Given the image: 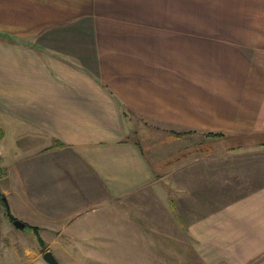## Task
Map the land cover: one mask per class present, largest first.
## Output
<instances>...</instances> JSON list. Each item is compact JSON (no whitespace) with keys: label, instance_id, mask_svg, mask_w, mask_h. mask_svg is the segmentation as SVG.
Segmentation results:
<instances>
[{"label":"crops","instance_id":"crops-1","mask_svg":"<svg viewBox=\"0 0 264 264\" xmlns=\"http://www.w3.org/2000/svg\"><path fill=\"white\" fill-rule=\"evenodd\" d=\"M139 121L202 147L156 169ZM0 174L19 264H101L153 205L202 264H264V0H0Z\"/></svg>","mask_w":264,"mask_h":264},{"label":"rangeland","instance_id":"rangeland-1","mask_svg":"<svg viewBox=\"0 0 264 264\" xmlns=\"http://www.w3.org/2000/svg\"><path fill=\"white\" fill-rule=\"evenodd\" d=\"M134 127L136 132L130 135L131 139L137 140L148 150L150 159L156 169H160L167 163H180V152L190 150L192 153L194 150L200 149L202 147L200 142L204 139L202 134L197 133L192 134L190 137L169 140L166 138L167 130L151 123H141L140 121L135 123ZM170 186L172 187L171 182ZM212 191L217 195H223L221 192H225L224 190H220V192L218 189ZM172 192L171 188L168 189L170 197L172 196ZM156 194V188H151L150 198H155ZM166 194L165 190V194L163 195L165 197L164 203H166ZM160 195L162 196V194ZM159 211L156 205L150 207L149 215L150 217L151 214L154 215L153 220L147 223L140 222L138 219L137 225L140 226L139 230L141 231H137V235L134 233L132 237L122 233L121 236L118 235L112 238L115 242L114 246H109L113 245L109 242L110 238L101 237V241L103 242L100 254L101 264H202L194 251L193 240L186 235L182 225L173 216V210H169L170 212L166 213L165 218L161 221L157 220V213ZM137 212L134 207L133 214ZM3 218L5 221L8 220L6 216ZM157 223L159 227H154ZM147 225L149 228H153V231L152 229H148L146 233L144 226L147 227ZM13 230L19 234V237H17L18 246L22 240L28 242L34 238L32 235H29L28 227ZM92 255L91 253L90 256ZM95 255L97 256V254ZM0 264H19V261L9 250L7 252L0 251Z\"/></svg>","mask_w":264,"mask_h":264},{"label":"water","instance_id":"water-1","mask_svg":"<svg viewBox=\"0 0 264 264\" xmlns=\"http://www.w3.org/2000/svg\"><path fill=\"white\" fill-rule=\"evenodd\" d=\"M4 199V198H3ZM13 224L16 227H23L24 223L21 222L19 219H15L13 220ZM43 259L48 263V264H60L58 262V260L56 259V257L54 256V254L50 251V250H46L43 254H42Z\"/></svg>","mask_w":264,"mask_h":264},{"label":"trees","instance_id":"trees-1","mask_svg":"<svg viewBox=\"0 0 264 264\" xmlns=\"http://www.w3.org/2000/svg\"><path fill=\"white\" fill-rule=\"evenodd\" d=\"M176 136H179V135H182L183 133H180V132H175L174 133ZM207 136H212V137H219V136H222L223 134L222 133H214V132H208L207 134H206ZM2 194H0V204H1V206H2V208H3V210H4V214L8 217V219L10 220V221H13V220H15V217H13L9 212H8V206H7V204H6V202L5 201H3L2 200ZM39 240H40V238H38Z\"/></svg>","mask_w":264,"mask_h":264},{"label":"built area","instance_id":"built-area-1","mask_svg":"<svg viewBox=\"0 0 264 264\" xmlns=\"http://www.w3.org/2000/svg\"><path fill=\"white\" fill-rule=\"evenodd\" d=\"M0 178H1V174H0ZM2 214H3V208H2V206L0 204V217L2 216Z\"/></svg>","mask_w":264,"mask_h":264}]
</instances>
